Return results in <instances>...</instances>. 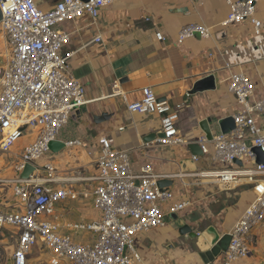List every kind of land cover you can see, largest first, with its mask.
I'll use <instances>...</instances> for the list:
<instances>
[{
	"label": "crops",
	"instance_id": "crops-1",
	"mask_svg": "<svg viewBox=\"0 0 264 264\" xmlns=\"http://www.w3.org/2000/svg\"><path fill=\"white\" fill-rule=\"evenodd\" d=\"M35 1L48 11L58 0ZM228 12L227 0H118L104 7L95 21L84 16L59 26L69 35L60 53L68 56L69 69L86 91V103L74 111L58 136L64 143L78 138L83 146L53 152L57 168L53 185L79 192L77 200L57 205L53 219L62 233L79 243L96 237L68 224L87 223L101 216L94 204L95 182L91 189L75 182L86 179L78 174L86 163H95L98 139L105 134L116 148L129 152L134 174L150 164L161 176L158 181L165 180V189L175 194L174 201L191 203L184 211L167 215L165 226L136 235V247L145 262L207 264L196 240L181 234L180 228L188 224L203 233L215 227L220 235L227 234L254 194L250 184L224 186L214 178L197 175L222 166L206 155L195 160L189 145L204 135L202 120L211 118L214 132L219 131L218 122L238 110L229 90L231 72H243L253 80L252 101L264 97V0L256 8V17L262 22L260 34L255 33L250 20L220 27ZM190 23L211 27L213 35H196L178 44L179 31ZM222 31L225 35L218 36ZM98 36L99 42L95 41ZM210 77L212 80L203 82ZM145 87H152L171 105H183L178 126L185 143H160L161 117L128 111V104L141 99ZM254 115L264 133V113ZM192 160L195 168L189 164ZM0 208H4L1 201ZM249 240L251 254L233 264H264V223L253 229ZM224 258L225 253L212 264H224Z\"/></svg>",
	"mask_w": 264,
	"mask_h": 264
},
{
	"label": "built area",
	"instance_id": "built-area-1",
	"mask_svg": "<svg viewBox=\"0 0 264 264\" xmlns=\"http://www.w3.org/2000/svg\"><path fill=\"white\" fill-rule=\"evenodd\" d=\"M116 1L58 0L54 8L43 11L35 0H0V29L7 43L4 61L0 62V153H12L19 158L13 166L14 175L0 178L1 185H11L16 200L0 208V229L12 228L18 235L13 264H28L29 255L40 242L49 252L50 264H147L136 247V235L165 226L167 215L184 211L191 204L187 200L174 201L175 194L160 187L161 176L154 173L150 164L134 174L129 152L116 148L109 136L103 134L98 139L93 177L94 204L101 216L87 223L68 224L69 228L94 233L95 239L76 242L71 235L62 233L53 219L57 205L77 200L79 192L72 187L54 186V161L40 162L51 152V142L58 141L74 111L86 103L84 84L69 69L68 56L60 53L69 35L59 26L84 16L95 21L104 7ZM259 1L227 0L229 12L219 26L250 20L255 33L260 34L262 22L256 17ZM196 35L209 38L213 33L211 27L190 23L179 31L176 42L183 44ZM161 39L166 40L162 36ZM100 40L99 36L95 38ZM228 81L238 104L233 114L235 128L228 133L213 132L211 141L205 134L198 139L203 154L223 166L197 175L214 178L224 186H252L253 201L229 231L231 241L224 264H233L251 254V233L264 223V159L258 163L253 150L258 148L264 154V133L254 115L264 113V97L252 101L256 86L243 72H231ZM142 94L141 99L128 104V111L160 116L165 134L160 143H185L178 126L183 105L161 100L152 87L143 88ZM22 140H26L23 146ZM65 144L83 146L78 138ZM17 146L21 153L15 152ZM236 160L243 165H236ZM27 165L35 170L29 178H22Z\"/></svg>",
	"mask_w": 264,
	"mask_h": 264
},
{
	"label": "water",
	"instance_id": "water-1",
	"mask_svg": "<svg viewBox=\"0 0 264 264\" xmlns=\"http://www.w3.org/2000/svg\"><path fill=\"white\" fill-rule=\"evenodd\" d=\"M1 19L2 12L0 9V21ZM225 33V31H222L218 36L225 35ZM209 80H212V78H207L203 82H208ZM212 124L213 121L211 118L204 119L200 122V127L203 133L205 134L207 140L209 141L213 139V132L215 129V126H213ZM217 127L223 133H228L230 130H233L235 128V121L233 116H228L220 120L217 124ZM158 136L162 138L165 137V134L162 131L158 134ZM65 147L66 144L61 141H53L50 144V150L52 152H59ZM189 148L194 156H204L201 145L198 141L191 143L189 145ZM253 150L257 154V162L262 163L264 159L263 152L258 148H253ZM189 164L193 168L196 167V164L193 160L190 161ZM235 164L242 166L243 162L236 160ZM34 170L35 169L33 166L27 165L24 171L21 173V177L29 178V176L33 173ZM158 184L160 185V187H162V189L166 188L165 180L159 181ZM180 232L183 235H187L190 239L196 240L197 247L201 251V256L207 264H212L216 258L222 256V254L228 250L231 241V235L229 233L220 235L215 227H209L203 233H200L198 230H195L193 227L189 226L188 224H185L180 228Z\"/></svg>",
	"mask_w": 264,
	"mask_h": 264
},
{
	"label": "rangeland",
	"instance_id": "rangeland-1",
	"mask_svg": "<svg viewBox=\"0 0 264 264\" xmlns=\"http://www.w3.org/2000/svg\"><path fill=\"white\" fill-rule=\"evenodd\" d=\"M6 52V39L2 30L0 29V62L4 61ZM25 142L24 140H22V142H20V145L23 146ZM18 146L17 148H15V152L17 151L16 153H21V149ZM54 158V153L51 151L42 159L41 162H43L44 159L54 161ZM18 159L19 158H17L15 154L0 153V178L8 179L14 175L13 166L18 161ZM95 167V163H86L84 167L81 168V172H79L78 174L82 175L81 177H84L86 179L79 180L75 183L82 184L91 189L94 185L93 177L96 174ZM0 201L4 204V207H8L9 205L13 204V201L16 202V200H14V195L12 193V187L10 184H0ZM17 240L18 235L16 234V230L12 228L0 229V264H13L12 251L14 250ZM33 250V253L29 255V264H50L48 252L43 242H40L39 245L35 246Z\"/></svg>",
	"mask_w": 264,
	"mask_h": 264
}]
</instances>
